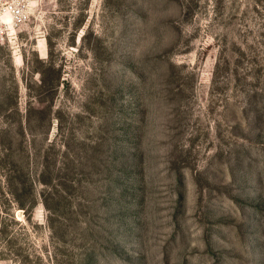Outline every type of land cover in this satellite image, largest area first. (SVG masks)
I'll list each match as a JSON object with an SVG mask.
<instances>
[{"label":"rangeland","instance_id":"374dc122","mask_svg":"<svg viewBox=\"0 0 264 264\" xmlns=\"http://www.w3.org/2000/svg\"><path fill=\"white\" fill-rule=\"evenodd\" d=\"M0 264H264V0L5 26Z\"/></svg>","mask_w":264,"mask_h":264},{"label":"built area","instance_id":"2783aa9c","mask_svg":"<svg viewBox=\"0 0 264 264\" xmlns=\"http://www.w3.org/2000/svg\"><path fill=\"white\" fill-rule=\"evenodd\" d=\"M34 0H0V31L9 25L5 18L10 16L14 26H22L31 19Z\"/></svg>","mask_w":264,"mask_h":264},{"label":"bare ground","instance_id":"6f19581e","mask_svg":"<svg viewBox=\"0 0 264 264\" xmlns=\"http://www.w3.org/2000/svg\"><path fill=\"white\" fill-rule=\"evenodd\" d=\"M4 18H5V21H6L10 26L13 27V25H12V23H11V18H10V16H6V17H4Z\"/></svg>","mask_w":264,"mask_h":264}]
</instances>
